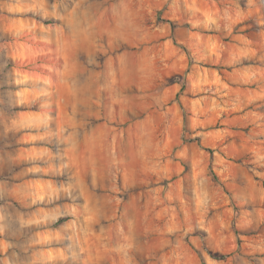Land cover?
<instances>
[{"label":"clouds","instance_id":"clouds-1","mask_svg":"<svg viewBox=\"0 0 264 264\" xmlns=\"http://www.w3.org/2000/svg\"><path fill=\"white\" fill-rule=\"evenodd\" d=\"M0 264H264V0H0Z\"/></svg>","mask_w":264,"mask_h":264}]
</instances>
